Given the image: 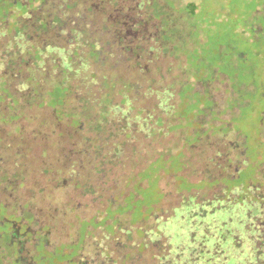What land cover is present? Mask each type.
I'll list each match as a JSON object with an SVG mask.
<instances>
[{
  "label": "rangeland",
  "instance_id": "obj_1",
  "mask_svg": "<svg viewBox=\"0 0 264 264\" xmlns=\"http://www.w3.org/2000/svg\"><path fill=\"white\" fill-rule=\"evenodd\" d=\"M263 2L0 0L1 264H264Z\"/></svg>",
  "mask_w": 264,
  "mask_h": 264
},
{
  "label": "flooded vegetation",
  "instance_id": "obj_2",
  "mask_svg": "<svg viewBox=\"0 0 264 264\" xmlns=\"http://www.w3.org/2000/svg\"><path fill=\"white\" fill-rule=\"evenodd\" d=\"M6 211L8 212V216L6 218L0 219V227L4 228L6 227L5 232H0V236L2 238L7 237L9 239V242L6 244L5 247L0 246V251H4L12 257L10 259H13V261H16V259L23 255L25 252L27 253L29 251V244H34L38 246L39 244L42 243V246L44 247L47 246V240L45 242H41L44 237L47 238L46 232H42V227L40 229H36V231H32L31 227L35 223L34 221L24 223V221L21 220V215L17 214L16 212H9L8 208L5 206ZM21 223L23 224L22 226L25 225V233L29 235V239L25 240L23 239V233H19V230L21 228ZM42 239V240H40ZM36 248V247H35ZM36 250V249H35ZM1 264V263H0Z\"/></svg>",
  "mask_w": 264,
  "mask_h": 264
},
{
  "label": "trees",
  "instance_id": "obj_3",
  "mask_svg": "<svg viewBox=\"0 0 264 264\" xmlns=\"http://www.w3.org/2000/svg\"><path fill=\"white\" fill-rule=\"evenodd\" d=\"M264 4V2L263 3H261L260 5H263ZM189 6H187V8L188 9H190L191 10V13H194L195 11H196V6L194 5V4H188ZM257 7V6H256ZM257 9H258V7H257ZM256 11V10H255ZM259 26V25H258ZM250 30L252 31V33H253V36H255L256 38H258L260 35H263L264 33V27L263 26H259V29L258 30H256L254 27H253V24H251L250 25ZM74 56H70V58H67L68 59V69H69V71L70 70H74L75 69V66L77 65V64H74L73 63V61H74ZM237 58H238V63L241 65H239L240 67H247V69H248V67H249V61H250V59H249V57H248V54L245 52V51H240V52H238L237 53ZM237 67H238V65H237ZM68 71V70H67ZM243 76H245L244 74H243ZM253 79V78H252ZM60 81V80H59ZM59 81H56V82H58L59 83ZM253 81H255V79H253ZM113 84H114V81L112 82ZM239 84L240 85H246V81L244 82V80H241V82H239ZM26 86H27V90H29L30 89V87L29 86H33V85H31V84H26ZM36 87V86H35ZM35 87L33 86V90L35 89ZM30 91V90H29ZM240 91H242V90H240ZM66 100V99H65ZM4 239L5 238H2L1 236H0V241H4ZM9 242V239H7L6 240V244ZM36 251V250H35ZM1 263V262H0Z\"/></svg>",
  "mask_w": 264,
  "mask_h": 264
}]
</instances>
